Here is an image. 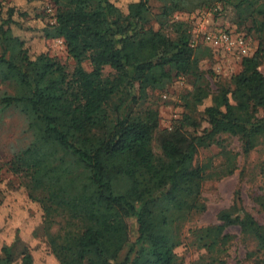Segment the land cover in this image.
Masks as SVG:
<instances>
[{
    "label": "trees",
    "instance_id": "obj_1",
    "mask_svg": "<svg viewBox=\"0 0 264 264\" xmlns=\"http://www.w3.org/2000/svg\"><path fill=\"white\" fill-rule=\"evenodd\" d=\"M53 1L59 6L55 23L42 26L37 39L63 40L75 62L71 74L47 52H31L13 34V26L19 27L15 8L0 12V82L15 90L2 104L20 109L32 136L11 169L43 193V232L51 252L59 264H181L175 254L179 223L206 210L203 184L233 175L238 158L222 148L224 163L213 168L210 160L195 161L198 151L220 146L219 135L237 137L243 154L264 144V2L159 0L169 4L164 17L222 3L251 24L257 50L242 59L231 87L218 83L210 93L184 23L168 26L159 19L158 31L146 27L149 0ZM167 26L176 38L162 33ZM86 60L90 72L83 68ZM106 68L113 73L105 75ZM177 77L192 79L194 90L184 98L188 112L195 113L210 98L201 112L208 124L202 136H195L200 125L190 113L170 130L158 131L157 113L124 111L126 98L144 100L148 91H165ZM115 98L119 103L112 118ZM154 140L161 156L153 151ZM258 205L264 213V199ZM237 213L235 205L222 210L216 225L198 231L197 242L210 260L196 264H226L220 256L233 241L225 233L230 226L255 242L256 252L247 256L264 264V225L249 213ZM131 219L137 225L133 243ZM0 264H8V258H0ZM23 264H32L29 254Z\"/></svg>",
    "mask_w": 264,
    "mask_h": 264
},
{
    "label": "rangeland",
    "instance_id": "obj_2",
    "mask_svg": "<svg viewBox=\"0 0 264 264\" xmlns=\"http://www.w3.org/2000/svg\"><path fill=\"white\" fill-rule=\"evenodd\" d=\"M132 0H125L126 3ZM264 2V0H260ZM169 6L159 0H149L147 7L146 27L154 31L161 28L158 20L170 26L174 22L184 23L183 29L190 34L191 42L194 40L196 55L199 57V68L205 74L210 85V93L217 89V84L226 87L232 86V77L241 70L243 58L238 55L213 48L202 41L204 33L216 34L228 32L234 36L243 37L249 45L250 54L257 50L258 42L253 32L248 29L251 24L243 23L238 19L236 10L232 5L213 3L200 6L192 10H174L169 16L164 17V12ZM8 7L17 11L14 20L19 22V27L13 26L12 32L26 41L31 52H47L51 58L60 62L71 74L75 62L68 56L66 46L62 39L39 41L37 34H41V27L53 24L59 10L53 0H0V12L3 14ZM26 12L25 17L18 13ZM39 18L36 19V18ZM162 29V33L171 39L176 38L172 27ZM2 47L0 44V55ZM85 71L90 72L89 60L83 63ZM264 73V65L260 67ZM113 73L109 68L104 74ZM194 90L192 79L177 77L165 91H148L147 97L136 103H131L126 98L125 113L143 115L147 112L157 113L158 131L170 130L171 126L190 113L184 107V98ZM15 90L10 83L0 82V258H8V264H23V256L29 254L32 264H59L51 252L46 236L43 232L44 211L40 200L43 193L32 189L29 180L23 174H15L11 169L14 157L26 149L31 143L32 136L28 131L27 121L20 109L12 105L5 107L2 104L4 96H14ZM118 99L112 100L110 114L115 118V106ZM210 105V98L202 105L196 107L195 113H190L200 127L194 133L202 136L208 128L201 112ZM264 111L260 112V116ZM193 134V130L189 129ZM220 143L206 149H200L195 157L199 164L210 160L213 168L224 163L221 153L222 148L238 154L236 171L233 175L223 179H210L203 184L202 198L206 206L204 212L193 213L186 220L179 223L178 236L180 245L175 249L178 262L181 264H196L208 262L210 254L199 246L197 237L199 230L216 225L217 216L222 210L236 206L238 215L251 214L261 225H264V213L260 210L258 201L264 199V144L258 146L248 154H243L241 142L237 137L219 135L215 139ZM153 151L161 156L157 140L153 142ZM30 196H32L30 198ZM130 243L137 238V225L135 220H129ZM56 227L52 229L54 231ZM225 233L233 236V241L227 252L220 256L226 264H255L247 255L256 252L255 242L240 235L237 226H230ZM125 253L122 254L121 259Z\"/></svg>",
    "mask_w": 264,
    "mask_h": 264
},
{
    "label": "built area",
    "instance_id": "obj_3",
    "mask_svg": "<svg viewBox=\"0 0 264 264\" xmlns=\"http://www.w3.org/2000/svg\"><path fill=\"white\" fill-rule=\"evenodd\" d=\"M55 23V20L54 22ZM202 41L207 45L220 49L224 52H230L231 54L238 55L241 58L249 57L250 48L248 42L241 36H234L228 32H217L216 34L204 33L202 35ZM195 41L191 42V46H194Z\"/></svg>",
    "mask_w": 264,
    "mask_h": 264
}]
</instances>
